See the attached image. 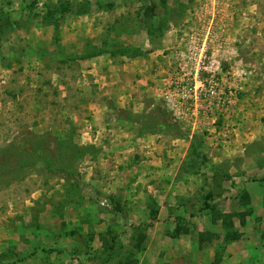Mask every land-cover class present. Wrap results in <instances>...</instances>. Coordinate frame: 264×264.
Here are the masks:
<instances>
[{
	"label": "rangeland",
	"instance_id": "obj_1",
	"mask_svg": "<svg viewBox=\"0 0 264 264\" xmlns=\"http://www.w3.org/2000/svg\"><path fill=\"white\" fill-rule=\"evenodd\" d=\"M0 264H264V0H0Z\"/></svg>",
	"mask_w": 264,
	"mask_h": 264
},
{
	"label": "built area",
	"instance_id": "obj_2",
	"mask_svg": "<svg viewBox=\"0 0 264 264\" xmlns=\"http://www.w3.org/2000/svg\"><path fill=\"white\" fill-rule=\"evenodd\" d=\"M202 60L197 63V67L194 74V83L188 86V90L179 83H177L173 89L171 90L172 94H178V95H185V98L190 95V98L193 102V105L195 109L198 108V105H200L202 102H207L210 100H216L215 97H218L223 92L224 95L226 93L222 91V80L218 76V74L212 70H208L207 67H204L201 65ZM204 63V62H203ZM186 90V92H184ZM229 95H226L227 98L219 97V101L221 100L228 101L232 100L233 92L230 91Z\"/></svg>",
	"mask_w": 264,
	"mask_h": 264
},
{
	"label": "trees",
	"instance_id": "obj_3",
	"mask_svg": "<svg viewBox=\"0 0 264 264\" xmlns=\"http://www.w3.org/2000/svg\"><path fill=\"white\" fill-rule=\"evenodd\" d=\"M192 146H193L195 151H197V152L199 151V147L197 146V144L195 142H192ZM19 149H21V148H19Z\"/></svg>",
	"mask_w": 264,
	"mask_h": 264
}]
</instances>
